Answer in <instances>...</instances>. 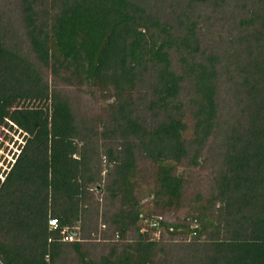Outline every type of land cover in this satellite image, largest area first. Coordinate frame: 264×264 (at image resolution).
I'll return each mask as SVG.
<instances>
[{"label":"trees","instance_id":"1","mask_svg":"<svg viewBox=\"0 0 264 264\" xmlns=\"http://www.w3.org/2000/svg\"><path fill=\"white\" fill-rule=\"evenodd\" d=\"M8 123L0 264H264V0H0Z\"/></svg>","mask_w":264,"mask_h":264},{"label":"built area","instance_id":"2","mask_svg":"<svg viewBox=\"0 0 264 264\" xmlns=\"http://www.w3.org/2000/svg\"><path fill=\"white\" fill-rule=\"evenodd\" d=\"M5 126V125H3ZM10 128V127H9ZM22 133H18L16 135L17 131L13 133V137L8 138L7 140L4 138V142L7 141V145H3L4 142L0 141V150H2L0 154V180L5 179V175L10 169L12 163L15 161L18 153L20 152L21 145L25 143L24 136L27 135L25 131H22V129H18ZM10 131V130H9ZM17 136V138H15ZM22 136V137H21ZM51 223L54 225L56 224V220H51ZM158 234V233H157Z\"/></svg>","mask_w":264,"mask_h":264},{"label":"rangeland","instance_id":"3","mask_svg":"<svg viewBox=\"0 0 264 264\" xmlns=\"http://www.w3.org/2000/svg\"><path fill=\"white\" fill-rule=\"evenodd\" d=\"M112 100H113V99H111V101H112ZM10 125H11V123H8V124L5 125V126H3V125L1 126V128H0V141H1V142L4 140V138L7 140V137H8V138L13 137L14 129H15L16 127L14 126V127H12V128H9ZM9 130H10V131H9ZM19 132H20V130L17 131L16 135H18ZM21 137H22V136H21ZM15 138H17V136H16ZM3 142H4V141H3ZM7 144H8L7 141H5L3 145L5 146V145H7ZM1 152H2V150H0V154H1ZM152 197H153V196L146 197L145 199L142 200V203L150 202L151 199H152ZM6 230H8V229L6 228ZM2 234H4V232H3Z\"/></svg>","mask_w":264,"mask_h":264},{"label":"clouds","instance_id":"4","mask_svg":"<svg viewBox=\"0 0 264 264\" xmlns=\"http://www.w3.org/2000/svg\"><path fill=\"white\" fill-rule=\"evenodd\" d=\"M15 127H16V128L14 129V132L18 131V129H19L17 126H15ZM10 128H12L11 125H10ZM22 131H23V130H22ZM20 133H22V132H20Z\"/></svg>","mask_w":264,"mask_h":264}]
</instances>
